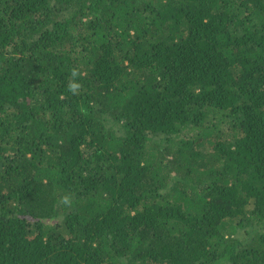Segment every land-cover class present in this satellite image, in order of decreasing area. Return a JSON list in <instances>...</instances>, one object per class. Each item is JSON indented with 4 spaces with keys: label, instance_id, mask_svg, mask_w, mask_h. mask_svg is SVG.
<instances>
[{
    "label": "trees",
    "instance_id": "trees-1",
    "mask_svg": "<svg viewBox=\"0 0 264 264\" xmlns=\"http://www.w3.org/2000/svg\"><path fill=\"white\" fill-rule=\"evenodd\" d=\"M0 264H264V0H0Z\"/></svg>",
    "mask_w": 264,
    "mask_h": 264
},
{
    "label": "clouds",
    "instance_id": "clouds-1",
    "mask_svg": "<svg viewBox=\"0 0 264 264\" xmlns=\"http://www.w3.org/2000/svg\"><path fill=\"white\" fill-rule=\"evenodd\" d=\"M76 87H78L77 84H75V83L71 84V88H72V89H75Z\"/></svg>",
    "mask_w": 264,
    "mask_h": 264
}]
</instances>
